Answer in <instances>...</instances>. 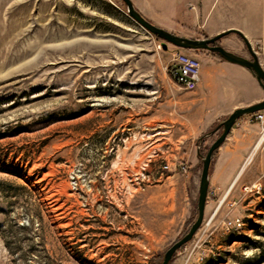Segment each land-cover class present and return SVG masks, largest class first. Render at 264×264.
<instances>
[{"label": "rangeland", "instance_id": "1", "mask_svg": "<svg viewBox=\"0 0 264 264\" xmlns=\"http://www.w3.org/2000/svg\"><path fill=\"white\" fill-rule=\"evenodd\" d=\"M177 50L201 75L224 61L158 37L123 0H0V264H161L189 231L202 157L232 112L208 119L201 83H176ZM263 181L209 186L169 264H264Z\"/></svg>", "mask_w": 264, "mask_h": 264}, {"label": "crops", "instance_id": "2", "mask_svg": "<svg viewBox=\"0 0 264 264\" xmlns=\"http://www.w3.org/2000/svg\"><path fill=\"white\" fill-rule=\"evenodd\" d=\"M132 1L143 15L181 36L199 38L200 34L206 37L228 29L240 30L257 46L260 60L264 62V0H255L257 6L253 10L241 7L238 3L240 0ZM239 36L238 33H232L226 42L229 50L244 55L246 48ZM201 81L205 105L212 110L209 112L210 120L219 119L238 107L264 99V89L253 72L227 60L216 64L210 71H202ZM250 118L251 115L240 118L226 137L230 138V142L223 149L210 174V189H216L217 193L226 190L230 193L239 181L252 183L255 179H264V120L261 123L250 121ZM254 138L260 139L247 157ZM256 151L260 158L258 156L257 162L251 164ZM251 173L255 177L250 179Z\"/></svg>", "mask_w": 264, "mask_h": 264}, {"label": "water", "instance_id": "3", "mask_svg": "<svg viewBox=\"0 0 264 264\" xmlns=\"http://www.w3.org/2000/svg\"><path fill=\"white\" fill-rule=\"evenodd\" d=\"M123 1L127 6L128 14L138 23H140L143 27H145L147 30L154 33L158 37L172 43L173 45L179 48L209 49L213 52H216L224 60H227L232 63H237L251 70L254 76L256 77V79L258 80L259 84L264 89V68L259 60L257 53L255 52V50H253L251 42L240 30L228 29L216 34L215 36L205 37V38L185 37L175 34L165 28H162L152 23L137 9V7L135 6L132 0H123ZM228 32H236L243 38L247 46L248 52L251 55V58L235 53L231 50H228L225 47H223L221 44H214L223 35L227 34ZM261 110H264V99L256 103L250 104L248 106L238 107L234 109L232 113L224 121H222L217 127V130L222 128V132L217 138V140H215L213 144L210 146L206 155L202 157L203 167H202L199 192H198L199 193L198 217L196 221L192 224L189 231L179 240L174 242L167 249V251L164 254L163 262L161 264H169L176 251L193 238L194 234L196 233L197 229L200 227L203 221L205 215L207 197H208V190L210 185V169H211V163H212V157L214 151L218 149L220 145L225 141L226 137L229 135L231 129L236 124L239 118H241L244 115H249Z\"/></svg>", "mask_w": 264, "mask_h": 264}, {"label": "built area", "instance_id": "4", "mask_svg": "<svg viewBox=\"0 0 264 264\" xmlns=\"http://www.w3.org/2000/svg\"><path fill=\"white\" fill-rule=\"evenodd\" d=\"M264 68V62H261ZM169 72L176 83L186 90H195L201 82V62L195 56L177 50L169 65ZM250 121H263V110L254 112Z\"/></svg>", "mask_w": 264, "mask_h": 264}, {"label": "flooded vegetation", "instance_id": "5", "mask_svg": "<svg viewBox=\"0 0 264 264\" xmlns=\"http://www.w3.org/2000/svg\"><path fill=\"white\" fill-rule=\"evenodd\" d=\"M221 42H220V40H218L216 43H214V44H220Z\"/></svg>", "mask_w": 264, "mask_h": 264}, {"label": "bare ground", "instance_id": "6", "mask_svg": "<svg viewBox=\"0 0 264 264\" xmlns=\"http://www.w3.org/2000/svg\"><path fill=\"white\" fill-rule=\"evenodd\" d=\"M261 61V60H260ZM262 64V63H261ZM263 130H264V126H263V128H262ZM262 139V138H261Z\"/></svg>", "mask_w": 264, "mask_h": 264}]
</instances>
